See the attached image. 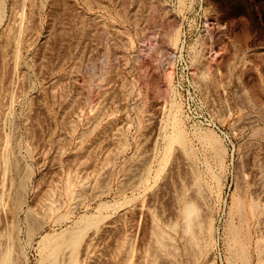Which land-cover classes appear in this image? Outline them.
<instances>
[{"label":"rangeland","instance_id":"rangeland-1","mask_svg":"<svg viewBox=\"0 0 264 264\" xmlns=\"http://www.w3.org/2000/svg\"><path fill=\"white\" fill-rule=\"evenodd\" d=\"M56 243L264 264V0H0V264Z\"/></svg>","mask_w":264,"mask_h":264},{"label":"bare ground","instance_id":"bare-ground-1","mask_svg":"<svg viewBox=\"0 0 264 264\" xmlns=\"http://www.w3.org/2000/svg\"><path fill=\"white\" fill-rule=\"evenodd\" d=\"M178 135H179V134L175 135V136H177L176 139H177V140H182V137H181V136H178ZM183 138H184V136H183ZM172 139H173V138H172ZM174 139H175V138H174ZM172 141H173V140H172ZM183 142H184V141H183ZM183 142H182V143H183ZM185 142H186V141H185ZM185 142H184V144H186ZM182 143H181V144H182ZM186 145H187V144H186ZM185 147H187V146H185ZM185 208H186V209H185V211H186V216L188 215L189 217L192 216V215H194V214L196 213V211H197V209L195 208L194 205H188V206L185 207ZM188 216H187V217H188ZM189 219H190V218H189ZM85 223H90V222H89V221H85ZM188 227H189V226H188ZM65 234H66V233H65ZM63 235H64V234H63ZM63 235H61V239H62V240H65V241H62L63 243L60 242V243L63 245V248L65 247L64 244H66V245L71 244L72 246H74V245H78V243H79V241H80V239H81V237H82V233H81V232H74L73 234H70V235H71V236L69 235L70 238L66 236L67 234H66L65 236H63ZM47 239H48V237H45L43 240H47ZM67 239H69V240H67ZM59 240H60V239H59ZM66 240H67V241H66ZM57 245H58V244L56 243V246H57ZM62 245H61V246H60V245L57 246L56 249H55L56 246L54 245V246H55V247H54V246L52 245L53 248H54V250L52 249L53 252H51L52 250L49 251L50 254H51V255L49 254V255H50V258L56 260L57 256L59 257V255H60L59 251H61V247H62ZM69 246H70V245H69ZM242 246H244V245H242ZM66 247H67V246H66ZM49 248H50V247H49ZM51 248H52V247H51ZM51 248H50V249H51ZM63 248H62V249H63ZM240 249H241V248H240ZM241 250H242L243 253H244V249H241ZM236 252H237V251H236ZM237 253H238V252H237ZM6 255H7V256H6ZM6 255H5V258H3V259H4V260H3V264H10V263H11V262H10L11 259L9 260V255H8V254H6ZM245 255H246V254H245ZM245 255L243 254L244 257H245ZM48 257H49V256H48ZM240 257H241V256H240ZM72 258H74V255H73V257H71V260H72ZM48 259H49V258H48ZM75 259H77V258H75ZM75 259H74V260H75ZM240 259H241V258H240ZM244 259H245V258H244ZM50 260H51V259H50ZM50 260H49V261H50ZM54 260H53V261H54ZM245 260H246V259H245ZM53 261H52V262H53ZM57 261H58V258H57L56 261H54V263L57 264ZM70 262H71V261H70ZM74 262H75V261L72 260V264H75ZM77 262H78V260H76V263H77ZM50 264H51V262H50ZM52 264H53V263H52ZM77 264H78V263H77Z\"/></svg>","mask_w":264,"mask_h":264}]
</instances>
